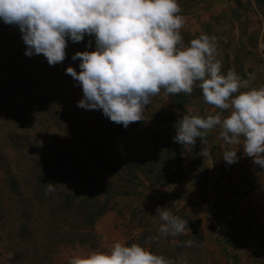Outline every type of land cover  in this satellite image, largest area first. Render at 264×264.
<instances>
[{"label": "rangeland", "instance_id": "1", "mask_svg": "<svg viewBox=\"0 0 264 264\" xmlns=\"http://www.w3.org/2000/svg\"><path fill=\"white\" fill-rule=\"evenodd\" d=\"M178 3L185 20L180 30L184 46L201 33L214 36L215 56L222 63V71L227 65L239 75L241 83L245 81L239 91L264 85V0H178ZM89 37L93 39L91 47L68 42L65 60L50 66L42 54L31 57L24 54L26 46L18 27L0 30L3 42L0 44V87L8 89L0 95V130L3 131L0 133V264H69L74 255L90 250L107 251L115 242L127 244L145 229L152 236H159L161 221L156 217L157 206L170 207L184 220L199 221L200 247L182 248L188 264H223L233 254L242 257L237 264L246 262L247 256L257 257L264 263L261 257L264 254V169L250 166L240 171H226V162L222 159L223 152L229 149L238 151V158L244 154L242 139L240 144L228 145L219 137L218 128L208 130L194 145H187V154L183 156L187 178L163 187L151 184L142 176H139L140 182L130 183L123 166L126 160L140 155L138 123L131 122L125 128L110 121L102 110L78 107L82 88L65 71L69 66L80 71V60L74 61L72 56L86 47L89 51L95 49L94 37ZM6 81L11 84L5 88ZM198 84L197 81L193 87ZM28 101L39 104L33 106ZM170 108L161 89L143 112V128L153 127L149 113L164 114ZM217 112L229 115V110L206 103L202 95L187 102L185 114L206 117ZM14 128L9 137L8 132ZM13 138L28 146V150L23 149L22 153L14 150ZM201 139L210 148L211 159L200 156L204 147ZM50 146L58 147L65 156L70 155L76 164L65 170H74L78 175L85 173L87 167L92 172L98 159L104 158L115 170L98 171L105 180L103 184L118 185V193L122 187L129 186L132 192L129 196L115 195L116 207L95 221L93 237L84 245H59L47 250L49 246L34 221L23 216V187L20 185L17 191L9 188L11 175L19 179L24 172L31 171L29 160L37 159L40 153L56 155L52 150L37 151ZM22 223L32 230L31 239L20 237ZM168 237L173 236L155 240L156 247L162 246Z\"/></svg>", "mask_w": 264, "mask_h": 264}, {"label": "clouds", "instance_id": "2", "mask_svg": "<svg viewBox=\"0 0 264 264\" xmlns=\"http://www.w3.org/2000/svg\"><path fill=\"white\" fill-rule=\"evenodd\" d=\"M178 0H0V20L18 27L24 54H42L47 63L58 64L66 58L68 41L81 42L94 37L95 49L77 51L72 60H80L77 72L65 69L82 88L77 106L102 110L105 117L127 128L143 120V112L152 97L160 93L191 94L199 82L206 103L222 110L202 117L184 114L177 122L174 142L194 145L208 130L219 129V137L228 144L243 142V153L264 169V85L239 91L241 78L234 69L222 72L215 56V37L201 33L187 46L182 43L185 20ZM176 124V125H177ZM200 151L212 158L206 141ZM236 150H225L227 164L238 160ZM46 194L55 190L47 182ZM161 224L160 236L183 234L188 222L170 207L156 208ZM186 246L192 240L184 242ZM69 264H176L137 243L115 242L109 250H90L74 255ZM180 264H188L181 259Z\"/></svg>", "mask_w": 264, "mask_h": 264}, {"label": "trees", "instance_id": "3", "mask_svg": "<svg viewBox=\"0 0 264 264\" xmlns=\"http://www.w3.org/2000/svg\"><path fill=\"white\" fill-rule=\"evenodd\" d=\"M210 28V25H207ZM2 28H17L14 25L5 24L0 20V30ZM85 35L81 42H73L80 46L93 43V39ZM184 40H188L184 37ZM72 42V41H68ZM0 44H3L0 39ZM226 63V62H225ZM228 66L225 65L223 73H227ZM20 79V80H19ZM18 80L22 81V77ZM11 84V81L5 82V88ZM21 87L23 86L20 82ZM199 85V84H198ZM8 89L0 87V95L7 93ZM26 91V90H25ZM164 94L171 108L164 114L149 113V118L153 122L152 128H143L144 121H137L139 125V156L126 160L123 166V173L126 174L130 183L132 180L139 181V176L151 184L163 187L168 184L179 182L188 177L187 171L183 167V156L187 154V145H181L174 142L177 122L186 112L187 102L195 97L202 96V90L199 86L193 87L191 94ZM35 106L38 102L28 101ZM23 117V116H22ZM177 124V125H176ZM142 128V129H141ZM15 128L8 132V136H12ZM3 131L0 130V133ZM11 139V144L15 149L23 152V149L28 150L23 143ZM52 150L56 154L52 156L41 155L37 159H31L29 170L24 172L21 178L12 176L8 180V185L11 191H17L23 187L22 206L24 209L23 216L25 220L32 219L36 229L42 234L47 243V250L55 249L59 245H84L93 237L92 230L95 221L101 217L106 211L114 209L117 205L115 195L129 196L132 194L130 187H122L120 193L117 192L119 186L116 184L104 185L105 180L100 177L98 171L105 170L113 172L115 167L104 158H99L97 167L93 168L92 172L77 174L76 171H67L65 167L75 165V161L70 158V155H63L65 152L58 151V147L38 148L37 151ZM56 152V153H55ZM67 154V153H66ZM25 156V155H24ZM28 160V159H26ZM52 182L56 184L53 192L46 194V184ZM106 184V183H105ZM21 185V186H20ZM106 186V187H105ZM32 211L29 215L28 211ZM28 212V213H27ZM189 230L175 237H168L162 246L156 247L155 240H151L152 234L149 229L141 232L139 236L132 237L127 241V244H140L143 247L150 249L152 252L163 255L168 259L174 260L176 264H180L183 257V246L187 240H192L195 248L200 247L202 242L201 232L198 231L199 221L186 218ZM20 237L23 239L32 237V230L28 224L22 223L19 226ZM172 241L171 244L169 242ZM36 252V249H35ZM230 261L223 264H237L241 260V255L233 254ZM264 259V254L261 255ZM257 257H246V262L242 264H264L260 263ZM251 260V261H249ZM52 264V263H50Z\"/></svg>", "mask_w": 264, "mask_h": 264}, {"label": "built area", "instance_id": "4", "mask_svg": "<svg viewBox=\"0 0 264 264\" xmlns=\"http://www.w3.org/2000/svg\"><path fill=\"white\" fill-rule=\"evenodd\" d=\"M250 166H254L255 168H260L258 165H255L254 163H253V160H252V158L251 157H248V156H246V154L244 155V154H242L239 158H238V160H237V162L236 163H233V164H227V163H225V170L226 171H240L243 167H250ZM262 169V168H261Z\"/></svg>", "mask_w": 264, "mask_h": 264}, {"label": "crops", "instance_id": "5", "mask_svg": "<svg viewBox=\"0 0 264 264\" xmlns=\"http://www.w3.org/2000/svg\"><path fill=\"white\" fill-rule=\"evenodd\" d=\"M245 83V81L244 82H242V87H243V84ZM242 92V91H241Z\"/></svg>", "mask_w": 264, "mask_h": 264}]
</instances>
